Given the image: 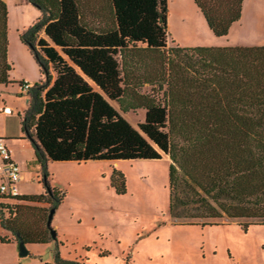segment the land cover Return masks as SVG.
<instances>
[{
  "label": "trees",
  "instance_id": "1",
  "mask_svg": "<svg viewBox=\"0 0 264 264\" xmlns=\"http://www.w3.org/2000/svg\"><path fill=\"white\" fill-rule=\"evenodd\" d=\"M193 1L215 36L228 35L241 19L243 0ZM29 2L40 16L20 38L43 78L28 90L21 124L44 191L0 196V228L14 236H0L2 242L54 240L47 220L65 193L49 185V161L166 154L173 222L264 225V46L169 47V0ZM8 18L0 0V85L14 82ZM135 110L144 112L139 129L123 115ZM111 183L126 192L119 170ZM24 202L43 206L44 227L22 216Z\"/></svg>",
  "mask_w": 264,
  "mask_h": 264
},
{
  "label": "rangeland",
  "instance_id": "2",
  "mask_svg": "<svg viewBox=\"0 0 264 264\" xmlns=\"http://www.w3.org/2000/svg\"><path fill=\"white\" fill-rule=\"evenodd\" d=\"M179 3L188 6L195 22L189 31L182 29L178 19ZM35 15L38 18L40 10L30 2L24 21L31 22ZM168 34L169 47L201 46L216 40L264 46V0H243L240 22L234 23L228 35L221 37L210 31L193 0H169ZM8 41L11 77L17 79L27 68L32 71L30 61L37 67L33 73L40 76V65L21 41L13 23L8 24ZM20 43L24 44L27 54L19 52ZM14 81L0 89V105L10 106L13 111L3 112L0 108V131L5 129L6 134L13 136L6 143L17 147L23 157L20 159L22 179L31 192H40L43 183L38 178L40 166L34 143L28 134L22 135L20 119L29 97L21 94L18 79ZM144 89L149 90L150 85ZM123 115L138 129L144 121L142 110ZM170 163L168 157L117 162L49 161V185L66 194L55 209L51 223L57 231V240L49 244H28L29 254L25 257L19 255L18 243L0 240V264H60L58 258L83 264H264V225H251L244 230L236 221L205 226L173 222L169 213ZM114 169L124 175L126 192L123 194H118L112 186ZM21 205L22 216L27 221L44 227L46 214L39 208L43 207L41 204L24 202ZM0 236L14 237L1 228Z\"/></svg>",
  "mask_w": 264,
  "mask_h": 264
},
{
  "label": "crops",
  "instance_id": "3",
  "mask_svg": "<svg viewBox=\"0 0 264 264\" xmlns=\"http://www.w3.org/2000/svg\"><path fill=\"white\" fill-rule=\"evenodd\" d=\"M6 2H7V4H8V9H9V19H8V24H9V26H10V24L11 23H13L15 26H16V28H17V31H19V33L21 34L28 26H30L37 18H35L36 17V15L34 16V18H33V20L31 21V22H29V23H26L25 21H24V17H25V11H26V9H27V7H28V5H29V0H6ZM168 5H169V2H168ZM11 16H12V18H11ZM238 22H240V20L238 21ZM235 23H237V22H235ZM232 28V27H231ZM211 31V30H210ZM230 31H231V29H230ZM229 31V32H230ZM42 35V34H41ZM203 40V39H202ZM200 41H201V39H200ZM198 44H187V45H181V46H184V47H191V46H197ZM207 46H229V45H238V46H247V45H240V44H228V43H224L223 41H221V40H216V41H214V42H212L211 44L209 43H207L206 44ZM25 47H24V44L22 43H20L19 44V46H18V50H19V52H21V53H24V54H27L26 53V51H25V49H24ZM8 59H9V50H8ZM10 61V60H9ZM11 62V61H10ZM31 62V64L30 63H28L30 66H31V69H32V71H29L28 70V68L26 69V71L25 72H23V73H21V75H19L18 77H17V79H18V85H19V90L21 91V89H20V84H19V82L20 81H26V82H29L30 84H31V81H37L38 79V82L43 78V75H42V73H41V69H40V76H37L36 75V73H33L34 72V69L33 68H36L35 70L37 71V67L34 65V63H32V61H30ZM12 64V63H11ZM11 77V76H10ZM11 79H14V80H17L16 78H12L11 77ZM13 80V81H14ZM20 80V81H19ZM15 82V81H14ZM32 85V84H31ZM7 85H0V89L1 88H3V87H6ZM24 94V93H26L25 95L27 96V97H29V95H28V92H24V91H21V94ZM0 101H1V97H0ZM27 101V107H28V103H29V99H27L26 100ZM1 103V102H0ZM5 107H9L10 108V110H11V112H13L12 111V108L10 107V106H5ZM0 108L2 109V111H3V108H2V106L0 105ZM27 109V108H26ZM25 111V110H24ZM24 111H23V113H24ZM4 112V111H3ZM22 115H20V117H21ZM21 119V118H20ZM24 134V132L22 131V135ZM5 135V137H7V138H4V139H14V138H12L13 136H11V134H6V131H5V129L4 130H2V131H0V136H4ZM29 136V135H28ZM17 139V138H16ZM8 147L10 148V150H11V153H12V156H13V158L20 164V159L22 160L23 159V157L21 156V154H20V151H19V149L17 148V147H15V146H9L8 145ZM162 157H168L169 158V156L168 155H166V154H163V156ZM170 159V158H169ZM118 161V160H117ZM117 161H113V162H117ZM171 161V160H170ZM39 166H40V164H38ZM25 174V173H24ZM24 176V175H23ZM23 179H24V177H23ZM22 179V174H21V180H20V184H19V186H20V190H21V192H22V194H39V193H42L43 191H44V187H42V189H41V191L40 192H31L30 191V186L27 184V183H25V181ZM65 197H66V194H65ZM65 199V198H64ZM63 199V200H64ZM63 202V201H62ZM57 232V231H56ZM57 236H58V234H57ZM52 242V241H51ZM51 242H49V243H51ZM9 243H17V242H14V241H12V242H9ZM49 243H45V244H49ZM26 245H28V244H26Z\"/></svg>",
  "mask_w": 264,
  "mask_h": 264
},
{
  "label": "built area",
  "instance_id": "4",
  "mask_svg": "<svg viewBox=\"0 0 264 264\" xmlns=\"http://www.w3.org/2000/svg\"><path fill=\"white\" fill-rule=\"evenodd\" d=\"M31 87L32 85L26 81L20 84V89L24 92H28ZM3 111L11 110L9 107H4ZM20 180V164L13 158L6 139L0 137V196L19 197L22 195Z\"/></svg>",
  "mask_w": 264,
  "mask_h": 264
},
{
  "label": "bare ground",
  "instance_id": "5",
  "mask_svg": "<svg viewBox=\"0 0 264 264\" xmlns=\"http://www.w3.org/2000/svg\"><path fill=\"white\" fill-rule=\"evenodd\" d=\"M178 9V19L181 21V26L182 29L185 31L186 30H190V28L193 29V27L195 26V22L193 20V18H191V14H189V8L186 4L184 3H179L177 6ZM194 12V11H193Z\"/></svg>",
  "mask_w": 264,
  "mask_h": 264
},
{
  "label": "water",
  "instance_id": "6",
  "mask_svg": "<svg viewBox=\"0 0 264 264\" xmlns=\"http://www.w3.org/2000/svg\"><path fill=\"white\" fill-rule=\"evenodd\" d=\"M54 213H55V208L51 209V211H50V214H49V217H48V220H47V226L50 228L52 237L55 240V239H57V232L51 226ZM18 246H19V255L20 256L25 257V256H27L29 254V250L27 248V245L22 240L19 241Z\"/></svg>",
  "mask_w": 264,
  "mask_h": 264
}]
</instances>
